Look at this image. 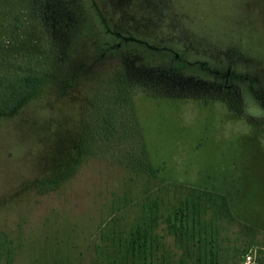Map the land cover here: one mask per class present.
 Masks as SVG:
<instances>
[{
  "label": "rangeland",
  "instance_id": "374dc122",
  "mask_svg": "<svg viewBox=\"0 0 264 264\" xmlns=\"http://www.w3.org/2000/svg\"><path fill=\"white\" fill-rule=\"evenodd\" d=\"M34 16L81 41L0 117V264H264V0H0V98L58 65ZM101 16L146 44L98 62ZM115 84L106 156L90 103Z\"/></svg>",
  "mask_w": 264,
  "mask_h": 264
},
{
  "label": "trees",
  "instance_id": "16d2710c",
  "mask_svg": "<svg viewBox=\"0 0 264 264\" xmlns=\"http://www.w3.org/2000/svg\"><path fill=\"white\" fill-rule=\"evenodd\" d=\"M34 17H35L34 21H35L36 29L39 30V24L37 23V19L38 18L41 19L40 17H42V16H40V17L34 16ZM67 17L68 16H65V19ZM76 18H77V16H76ZM100 18L102 20V23H104L106 25L104 27V32H105V35L107 37L104 35L102 39L89 40V41L93 42L92 45L96 46V48H97L96 53H97V61L98 62L105 59L110 53H113V55L115 54L113 51L114 48L112 47V43L119 41V42H123V43L124 42H130V43L132 42V43H135L138 45L146 44L144 41H142V40H140V39H138L132 35H129V36L124 35L120 31L111 28L108 21L106 20V18L104 16L103 17L101 16ZM30 19H31V16H30ZM45 21H46V18L43 17L42 24H41L42 28L39 31H40L41 35H42L43 31H45L51 37V41H50L51 48H53V44H54L55 45L54 48L56 49V53H55L56 61L59 60L58 65L55 66V64H54V66L51 67L52 72L51 73H45V75H47V76H40L39 75V76H34V77H28V78H26V80H18L19 82H17V83H22V85L19 86L18 88L13 85V83H15L13 81H12L13 83L11 82L10 84H8L7 87L10 85V88L12 89V91H11V95L8 96L7 98H4V97L0 98V117H5V116H9V115L13 114L27 100H29L32 95L36 94V92L45 84V82L47 80L51 79L53 75H55L54 73H56V76H57L61 70H64L66 67H68V66H66L67 61L71 55L72 49L76 46L74 43L81 41V40H79V39H81V37H78L75 39L73 38L74 31L72 30V34H71L70 38L67 40L66 44L63 45V48H60V46L58 48V40H59L58 37H59V33H60L59 32V25L60 24H59L58 16H55V21H53V32H52L53 34L48 32L47 25H45ZM76 23L77 22L75 21L74 25ZM25 28H27V26ZM109 35H111L112 38L109 37ZM95 36H96L95 34H94V36L92 35L93 38ZM114 36H115V38H114ZM52 51H53V49H52ZM55 70H57V72H53ZM75 71H77V69H75ZM209 75H212L214 77L213 78L214 80L212 82H213V86L216 88L217 91H221L222 93H227L229 91V87H231V84L229 82H227L226 80H223V78L219 77L217 74L215 76V73L214 74L210 73ZM239 76H241V75H234V77H239ZM219 79L221 80V82H219ZM116 82H118V81L116 80ZM117 87H118L117 84L112 85L111 93H109L108 96L103 94V90H102L101 93H99V95H100L99 100L96 99V98H98V97H96V98H93L91 100L92 103H90L93 106L94 102L96 104L98 102L100 110L96 111L97 115H95L94 108L92 110V112L94 114L92 113V118L89 121L90 125H89V127H88L89 129L87 131L88 132V140L90 143L92 142V144H94L93 140L100 141L102 146H103L102 153L106 156L113 153L115 144L112 141V138H113V134L115 133V130H116V121L112 120V118H111V109L108 110L110 113L109 114L107 113L106 104L111 106L112 105L111 103L114 102L115 107H117L119 105L128 106V103H129L128 99L121 98V95H120ZM119 87H120V85H119ZM122 91H123V89H122ZM97 94H98V91H97L96 95ZM101 117L103 120H105L103 131H100V129H95L97 131H94L93 129L96 126H93V125H94V123L96 125L98 123L96 118H101ZM125 123L126 122H123L122 126L123 125L127 126L126 132L132 131V133H134L136 135V138H137L138 136L135 132V129H133L130 126L129 122H128V124L127 123L125 124ZM138 139H139L138 147L141 148L139 150L138 159L140 160L142 158L141 160L143 161V159H146L148 157V153H147L146 147L143 144V142L141 141V139L139 137H138ZM127 152H128V150H127ZM127 152H126V156H127L126 160L130 163L132 158L134 157V154L132 151H130L132 153H127Z\"/></svg>",
  "mask_w": 264,
  "mask_h": 264
},
{
  "label": "clouds",
  "instance_id": "9594fccd",
  "mask_svg": "<svg viewBox=\"0 0 264 264\" xmlns=\"http://www.w3.org/2000/svg\"><path fill=\"white\" fill-rule=\"evenodd\" d=\"M254 115H259V113H255Z\"/></svg>",
  "mask_w": 264,
  "mask_h": 264
}]
</instances>
